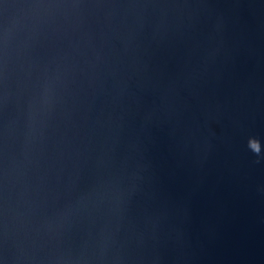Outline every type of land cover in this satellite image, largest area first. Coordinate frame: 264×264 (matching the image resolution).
<instances>
[{"label": "water", "instance_id": "obj_1", "mask_svg": "<svg viewBox=\"0 0 264 264\" xmlns=\"http://www.w3.org/2000/svg\"><path fill=\"white\" fill-rule=\"evenodd\" d=\"M0 264H264V0H0Z\"/></svg>", "mask_w": 264, "mask_h": 264}, {"label": "clouds", "instance_id": "obj_2", "mask_svg": "<svg viewBox=\"0 0 264 264\" xmlns=\"http://www.w3.org/2000/svg\"><path fill=\"white\" fill-rule=\"evenodd\" d=\"M260 143V140L258 138H250L249 141V148L257 155L261 154V150L259 147H254V145H257Z\"/></svg>", "mask_w": 264, "mask_h": 264}]
</instances>
